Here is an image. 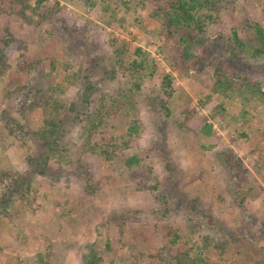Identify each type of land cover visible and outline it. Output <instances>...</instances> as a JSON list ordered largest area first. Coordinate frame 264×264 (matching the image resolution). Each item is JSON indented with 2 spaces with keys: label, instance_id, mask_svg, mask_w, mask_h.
<instances>
[{
  "label": "rangeland",
  "instance_id": "374dc122",
  "mask_svg": "<svg viewBox=\"0 0 264 264\" xmlns=\"http://www.w3.org/2000/svg\"><path fill=\"white\" fill-rule=\"evenodd\" d=\"M218 1L200 16L224 65L219 53L202 62L199 49L180 64L178 36H167L155 11L173 0H45L36 9L34 0H0V47L18 44L0 75V118L9 108L19 118V104L39 101V88L82 116L99 102L134 104L106 132L121 149L112 162L82 154L70 118L48 169L53 180L26 163L44 150L31 139L21 146L0 121V171L30 172L26 198L0 205V264H38V255L45 264H85L93 253L97 264H264V52L255 53L264 0ZM120 48L124 63L135 48L146 54L140 92L119 64ZM219 75L232 90L216 87ZM88 84L86 105L77 99ZM41 121L40 108L25 112L30 128Z\"/></svg>",
  "mask_w": 264,
  "mask_h": 264
},
{
  "label": "trees",
  "instance_id": "16d2710c",
  "mask_svg": "<svg viewBox=\"0 0 264 264\" xmlns=\"http://www.w3.org/2000/svg\"><path fill=\"white\" fill-rule=\"evenodd\" d=\"M32 0H26V3ZM45 0H34V9L38 8ZM216 4H220L218 0H173V4L169 10L157 8L155 11L164 20V28L168 37L172 38L178 36L179 43L182 46L181 49V61L180 64L184 65L189 62L190 59L195 58V52L197 49L201 50V61H209L213 58V55L217 56L216 48L217 43L214 46H209L204 35V25L202 17L200 16L203 11H213L216 9ZM165 10V11H164ZM20 13H23L20 12ZM25 18V17H24ZM234 40L239 43V39L233 32ZM222 40L221 38H216L213 42H218ZM255 41L257 44L256 55L262 54L264 52V28L255 27ZM223 43V42H221ZM18 47L17 42L14 39L5 40L2 42L0 47V75L8 67L9 62H11L12 57ZM224 47L229 48L228 45L224 44ZM233 52V49H231ZM133 55L135 59L125 62L122 61L121 57L123 55H128L129 53L124 49L120 48L119 52V64L123 68L124 73H128L129 77L132 79V92H140L141 89V77L142 72L145 71L147 65V58L144 51L140 48H135L133 50ZM221 58L220 65L227 63V58L223 57L222 54H218ZM198 64H202L199 62ZM224 65V64H223ZM218 73L222 71L220 67L216 69ZM221 77L216 80V87L222 86L225 91L232 90L231 83L225 79V76L219 75ZM162 86L165 88L170 87V79L168 75L162 78ZM27 92L33 91V87L27 86ZM17 90V95L19 91ZM91 85H86L83 90V95L78 97L77 101H82V104H88L89 99H91ZM36 97L39 101H32L26 103L23 101L19 104V108L16 110L19 118L12 114V109L9 108L3 111L0 121L3 122V129L7 132L8 137L15 139V141L20 142L21 146H25V141L31 139L36 145L46 154V156H31L27 157L26 163L34 169V174L47 178L50 180L54 179V173L51 172L50 162L52 155L59 152L58 141L62 139L63 135L66 133V123L74 118L76 123L80 125V135L82 138L81 152L82 154L99 155L105 162H112L115 158H121V149L114 141L107 138V131L112 128L111 122L117 119H122L124 115L128 114L127 109H132L134 107L133 100L130 97H125L121 100H111L109 102H99L97 109L90 114L79 115L77 112V106L74 102L59 103L52 101L53 98L49 95L46 96L43 89L34 90ZM27 97V96H26ZM35 98V99H36ZM43 98V99H42ZM80 103V106H84ZM79 106V107H80ZM36 108L41 109L42 114V125L37 128H30L25 122V112L33 111ZM16 109V108H15ZM74 116V117H73ZM135 122L133 121L130 129L135 130ZM130 130V131H131ZM26 139V140H25ZM25 140V141H24ZM42 154V153H41ZM134 160L126 159L124 164L130 165ZM122 165L121 167H126ZM28 173H30L28 171ZM19 173V172H6L0 171V188L5 190L4 193L0 195V205L5 206L6 203L12 198L23 200L26 198V191H28L30 185L29 174ZM33 174V175H34ZM141 179L146 180L143 172L140 173ZM27 187V188H26ZM94 252V251H93ZM87 263L85 264H97L101 261V257L98 253L89 254L85 256ZM38 264H45L40 255L37 256ZM179 264V263H178Z\"/></svg>",
  "mask_w": 264,
  "mask_h": 264
}]
</instances>
